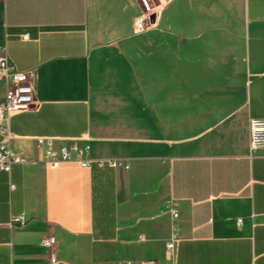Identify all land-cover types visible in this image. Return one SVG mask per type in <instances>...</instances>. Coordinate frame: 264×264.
<instances>
[{
  "label": "crops",
  "instance_id": "obj_1",
  "mask_svg": "<svg viewBox=\"0 0 264 264\" xmlns=\"http://www.w3.org/2000/svg\"><path fill=\"white\" fill-rule=\"evenodd\" d=\"M147 1L134 32L139 0H0V54L37 101L7 121L27 162L0 170V264H264V0ZM72 142L122 164L44 160Z\"/></svg>",
  "mask_w": 264,
  "mask_h": 264
},
{
  "label": "built area",
  "instance_id": "obj_2",
  "mask_svg": "<svg viewBox=\"0 0 264 264\" xmlns=\"http://www.w3.org/2000/svg\"><path fill=\"white\" fill-rule=\"evenodd\" d=\"M142 9L134 20V32H141L152 28L158 15V10L149 7L147 0H139ZM154 14L151 20L150 15ZM26 39V35H22ZM0 54V83L5 85V95L0 101V121L3 123L0 127V170L9 171L14 164H24L27 159L16 154L10 148L12 133L10 132L7 121L14 113L28 110L36 106L35 98V75L31 71H19L10 62L6 53V48L2 47ZM43 137L37 138V145L42 146ZM249 148L251 151L264 149V117H252L249 121ZM89 149L85 145H78L72 142L70 145H63L59 149L46 146L43 152L44 160L49 161L53 166H57L62 161L78 160L81 165H90L96 163L99 166L109 165L116 166L122 164L116 159H91L88 157ZM127 167V164H124ZM166 209L170 215V232L165 241L166 258L172 260L175 249L180 240V229L178 224L179 207L174 199L166 201ZM18 225L24 224L23 215L13 219ZM142 238V236H141ZM41 246L52 247L55 243L54 236L51 234L44 235L39 241ZM54 261V259H51ZM141 264H158L156 261L148 260Z\"/></svg>",
  "mask_w": 264,
  "mask_h": 264
},
{
  "label": "water",
  "instance_id": "obj_3",
  "mask_svg": "<svg viewBox=\"0 0 264 264\" xmlns=\"http://www.w3.org/2000/svg\"><path fill=\"white\" fill-rule=\"evenodd\" d=\"M154 16H155L154 14H151V15H150L151 20L154 19Z\"/></svg>",
  "mask_w": 264,
  "mask_h": 264
}]
</instances>
